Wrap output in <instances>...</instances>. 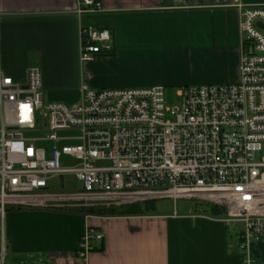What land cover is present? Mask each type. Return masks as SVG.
Segmentation results:
<instances>
[{"label": "built area", "instance_id": "2783aa9c", "mask_svg": "<svg viewBox=\"0 0 264 264\" xmlns=\"http://www.w3.org/2000/svg\"><path fill=\"white\" fill-rule=\"evenodd\" d=\"M98 0H77L76 14L100 12ZM264 6H242L239 78L183 86L180 108L166 105L165 87L92 89L75 102L44 101L39 67L23 81L0 71V264H6L5 220L13 208H110L160 199L220 208L210 216L241 223L238 248L254 264L264 239ZM79 59L112 50L110 31L80 24ZM73 174L76 192L49 190ZM104 233L87 230L77 255L100 248Z\"/></svg>", "mask_w": 264, "mask_h": 264}, {"label": "crops", "instance_id": "0c3cea01", "mask_svg": "<svg viewBox=\"0 0 264 264\" xmlns=\"http://www.w3.org/2000/svg\"><path fill=\"white\" fill-rule=\"evenodd\" d=\"M0 0V71L23 81L39 67L44 101L75 102L92 89L165 88L236 82L242 6L264 0ZM80 24L112 35L106 54L81 62ZM206 212L96 215L53 208H9L4 236L14 264H244L236 231ZM89 229L102 246L77 255ZM264 264V239L253 247ZM18 261V262H17Z\"/></svg>", "mask_w": 264, "mask_h": 264}, {"label": "rangeland", "instance_id": "374dc122", "mask_svg": "<svg viewBox=\"0 0 264 264\" xmlns=\"http://www.w3.org/2000/svg\"><path fill=\"white\" fill-rule=\"evenodd\" d=\"M181 87L165 88L166 105L168 107L180 108V97L177 95V90ZM264 156V145L262 151L257 154L256 159H260ZM49 190L58 193L76 192L81 189V182L73 174H64L61 177H53L48 182ZM153 206L156 212L159 213H171V212H193L200 211L204 212V203L199 201H187L185 199L176 200L175 204L169 199H160L153 202ZM65 209V208H64ZM67 210L85 211L87 209L78 210V208H69ZM234 230L238 231L241 229V223L230 225ZM0 241H1V228H0ZM6 264H14V258L7 250L6 245ZM18 262V261H17Z\"/></svg>", "mask_w": 264, "mask_h": 264}, {"label": "trees", "instance_id": "16d2710c", "mask_svg": "<svg viewBox=\"0 0 264 264\" xmlns=\"http://www.w3.org/2000/svg\"><path fill=\"white\" fill-rule=\"evenodd\" d=\"M153 202H144L141 204H135L132 206H125V207H110V208H90L83 212L90 213V214H96V215H127V214H139V213H145L146 211H149L153 209ZM204 212L210 214L211 216H219L223 213V211L218 208L211 205L204 204ZM254 257V264H258L257 262V256L253 252Z\"/></svg>", "mask_w": 264, "mask_h": 264}, {"label": "water", "instance_id": "95a60500", "mask_svg": "<svg viewBox=\"0 0 264 264\" xmlns=\"http://www.w3.org/2000/svg\"><path fill=\"white\" fill-rule=\"evenodd\" d=\"M257 25L264 30V25L262 23H258Z\"/></svg>", "mask_w": 264, "mask_h": 264}]
</instances>
